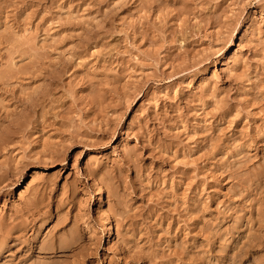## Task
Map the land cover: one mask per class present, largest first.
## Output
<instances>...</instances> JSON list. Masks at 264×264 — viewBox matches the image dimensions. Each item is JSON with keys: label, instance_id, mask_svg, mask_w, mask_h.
I'll return each instance as SVG.
<instances>
[{"label": "rangeland", "instance_id": "374dc122", "mask_svg": "<svg viewBox=\"0 0 264 264\" xmlns=\"http://www.w3.org/2000/svg\"><path fill=\"white\" fill-rule=\"evenodd\" d=\"M0 264H264V0H0Z\"/></svg>", "mask_w": 264, "mask_h": 264}, {"label": "bare ground", "instance_id": "6f19581e", "mask_svg": "<svg viewBox=\"0 0 264 264\" xmlns=\"http://www.w3.org/2000/svg\"><path fill=\"white\" fill-rule=\"evenodd\" d=\"M106 197V194L102 191V195H101V200H104V198ZM115 230V227L114 226H110L109 227V232L111 233V232H113Z\"/></svg>", "mask_w": 264, "mask_h": 264}]
</instances>
